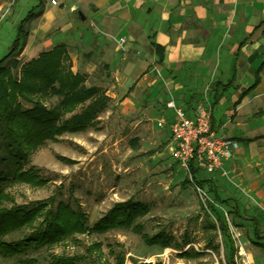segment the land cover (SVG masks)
Returning <instances> with one entry per match:
<instances>
[{"label":"crops","instance_id":"1","mask_svg":"<svg viewBox=\"0 0 264 264\" xmlns=\"http://www.w3.org/2000/svg\"><path fill=\"white\" fill-rule=\"evenodd\" d=\"M57 1L0 0V50L33 9L24 60L65 42L75 69L109 82L122 121L171 129L168 101L191 115L210 108L214 130L240 147L227 174L208 173L206 185L227 188L223 199L259 203L264 217V0Z\"/></svg>","mask_w":264,"mask_h":264},{"label":"rangeland","instance_id":"2","mask_svg":"<svg viewBox=\"0 0 264 264\" xmlns=\"http://www.w3.org/2000/svg\"><path fill=\"white\" fill-rule=\"evenodd\" d=\"M4 44L1 43L0 48ZM7 53L8 49L0 50L1 58ZM78 53L82 56L83 51ZM86 75V84L99 85L107 93L109 82L100 76ZM111 98V106L98 120L99 129L90 126L64 132L57 140H47L30 152L29 165L40 169L46 183L13 182L8 185L7 192L17 204L51 196L73 204L78 202L87 213L90 227L115 202L130 198L141 200L151 207L139 218L145 225V232L154 234L165 229L175 236L180 247L149 245L132 229L112 228L105 232L76 233L73 239L30 251L21 258L44 262L55 253L84 256L89 264H133L144 260L163 264H230L228 255L234 243L237 249L235 264H244V259L250 264H264V254L255 242L253 227L245 219L257 215L264 222L261 205L251 204L243 198L239 201L243 218L235 219L240 226L234 225L231 214L234 203L221 201L228 195L227 188L221 190L222 185L207 184L203 197L196 184L188 181L191 176L180 166L175 155L172 130L158 122L155 129H148L132 124L133 118L122 121L116 100ZM56 100V97L51 98L47 105ZM207 174L202 171L199 178L204 179ZM209 202L228 222L232 241L213 227L217 220L209 209ZM12 204L5 202L7 206ZM262 227L264 230V223ZM22 234L14 231L4 238L17 239ZM184 250H191L190 255L183 256ZM117 253L124 257L122 263L115 257ZM20 260L19 256L0 253V264H30Z\"/></svg>","mask_w":264,"mask_h":264},{"label":"trees","instance_id":"3","mask_svg":"<svg viewBox=\"0 0 264 264\" xmlns=\"http://www.w3.org/2000/svg\"><path fill=\"white\" fill-rule=\"evenodd\" d=\"M37 15L39 12L31 9L19 22L8 53L0 59V253L19 256L20 261L30 264H89L84 256L68 254L51 253L44 262L21 257L67 238L73 239L76 233L105 232L112 228L132 229L149 245L180 247L175 236L165 229L154 234L145 232V225L139 218L146 215L151 207L141 200L130 198L115 202L90 227L87 213L78 202L73 204L51 196L17 204L7 192L8 185L13 182L46 183L40 169L29 165L30 152L47 140H57L64 132L84 130L90 126L99 129L98 120L112 103L104 88L86 84L87 75L74 69L69 46L65 42L40 52L30 60H22L28 26ZM258 82L257 78L249 90ZM53 97L57 98L56 102L47 105ZM211 123L215 129L213 120ZM199 171L200 168L192 160L188 181L205 189L208 180L200 179ZM216 195L221 199L218 193ZM6 201L13 204L7 206ZM221 201L234 203L232 223L240 226L235 221L236 218H243L239 201L233 197ZM208 206L217 220L213 227L232 241L228 222L210 202ZM245 219L250 221L255 242L264 254V230L260 219L254 215ZM14 231L23 234L17 239L4 238ZM190 251L184 250L182 255L189 256ZM236 253L233 243L228 255L230 264H235ZM115 257L118 262L124 260L119 253Z\"/></svg>","mask_w":264,"mask_h":264},{"label":"built area","instance_id":"4","mask_svg":"<svg viewBox=\"0 0 264 264\" xmlns=\"http://www.w3.org/2000/svg\"><path fill=\"white\" fill-rule=\"evenodd\" d=\"M52 3L57 4L58 1L52 0ZM120 41L124 43L126 39L122 38ZM167 104L175 110L171 130L176 146L175 155L180 166L190 174V164L194 160L200 170L207 173L222 170L226 175L224 163L234 155L240 147V143L224 134L217 133L212 128L210 108L199 105L196 112L191 115L183 106L177 105L174 100L168 101ZM197 188L203 197L206 196L203 188L199 186ZM241 253L243 254V252ZM244 264H250V261L244 259Z\"/></svg>","mask_w":264,"mask_h":264},{"label":"water","instance_id":"5","mask_svg":"<svg viewBox=\"0 0 264 264\" xmlns=\"http://www.w3.org/2000/svg\"><path fill=\"white\" fill-rule=\"evenodd\" d=\"M78 14L81 15L82 19H84V16L82 14V11H79ZM133 264H163V263L161 261H159V262H152V261L144 260V261L134 262Z\"/></svg>","mask_w":264,"mask_h":264}]
</instances>
